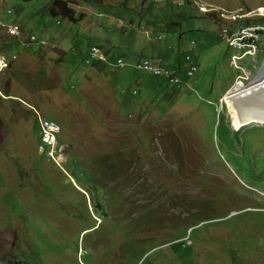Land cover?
I'll return each mask as SVG.
<instances>
[{
  "label": "rangeland",
  "instance_id": "rangeland-1",
  "mask_svg": "<svg viewBox=\"0 0 264 264\" xmlns=\"http://www.w3.org/2000/svg\"><path fill=\"white\" fill-rule=\"evenodd\" d=\"M52 1L0 0L5 23L16 15L29 27L25 40L42 32L53 44L45 59L0 68V264H264V124L236 125L223 100L239 71L221 16L262 25L264 0H68L78 21L48 15ZM3 29L4 55L15 39ZM93 44L134 77L117 87L89 71ZM256 45L240 62L252 79L264 37ZM189 55L198 70L182 87L131 64L185 67ZM35 113L63 127L62 166Z\"/></svg>",
  "mask_w": 264,
  "mask_h": 264
},
{
  "label": "bare ground",
  "instance_id": "bare-ground-1",
  "mask_svg": "<svg viewBox=\"0 0 264 264\" xmlns=\"http://www.w3.org/2000/svg\"><path fill=\"white\" fill-rule=\"evenodd\" d=\"M212 10H213V12H219L222 9L221 8L220 9H209V10H207V13L212 12ZM207 13H205V14H207ZM209 15H212V14H209ZM212 16H214V15H212ZM221 16H222L223 19L228 20L229 22L230 21L234 22V20H237V19L239 20V19H242V17H243V16H241L239 14H234V12H231V13L222 12ZM262 16H264V15H262ZM214 17H216V16H214ZM219 17H220V15H219ZM260 18H262V17L260 16ZM7 26H8V28H13L14 29V31H15L14 37L15 38H18V39L19 38H23L24 31L21 29V27L18 24H14V23H10L9 22L7 24ZM254 26L255 27H263V24L262 25L260 24V25H257V26L254 24ZM255 27H252V25H249V26H246V27L244 26V28H242V29L239 28L237 30V36H250L251 34H255ZM229 30H230V28H229ZM229 30H225V32H228ZM229 33H227V34L223 33V34L224 35H229ZM29 40H30L29 41L30 43L35 42L34 39H32L30 37H29ZM43 43H45V42L43 41ZM256 44L257 43H253V40H241V42L232 43L231 49L234 50V54L231 57L232 66H233V62L235 60H237V59H238V65H241L240 62L245 60V58H238L239 54H242V52L244 51V48H252V49H249V58L256 59V57H257V48H256L257 45ZM258 49H259V47H258ZM187 58H189V56H187L186 59ZM109 59H111V58L109 57V55L102 48H100L99 46H93L90 49V53H89V57L87 59V62L90 63V64H97V63H107L108 64V63H110ZM112 61H114V60H112ZM153 63H155V62L151 61L150 59H142L140 61H137V62L131 63V64L133 65L134 69H139V71L142 70V71L150 73V74H155V70H162L163 71V75H154V76L155 77H159L160 76V77L164 78L165 80L169 81L168 82L169 84L178 86V85H181V84L185 83L186 77L184 78V77L181 76V73H182L183 69L181 70L180 67L163 66V65H161L162 63H160V65H154ZM6 65H9V62H8L7 59H6ZM112 65L114 67H122V60L121 59H117L115 62L112 63ZM3 68H5V67H3ZM261 87H264V63H263V65H261L259 77L252 84L247 85V86H240L234 92H232V93H230V94L225 96L224 99L227 102L228 109H230L229 106L231 104H234V106H235L237 101L239 99H241L244 95H246V94L250 95L254 90L259 89ZM230 95L232 96L231 98H229ZM241 123H242L243 127L245 125L256 124V123L243 124V120L241 119L240 115L238 114L237 125H239ZM57 124H60V123L57 122ZM257 124H264V123H257ZM239 129H241V128H239ZM239 129H235V130H239Z\"/></svg>",
  "mask_w": 264,
  "mask_h": 264
},
{
  "label": "built area",
  "instance_id": "built-area-1",
  "mask_svg": "<svg viewBox=\"0 0 264 264\" xmlns=\"http://www.w3.org/2000/svg\"><path fill=\"white\" fill-rule=\"evenodd\" d=\"M214 18L218 19V17H214ZM262 19H263V27H255L253 18H250L246 21L227 22V24L230 25V33L229 35H222V37L224 40H227V43L230 48L232 47V43L241 42V40H253V43H261L262 38L264 37V18ZM243 24H251L252 27H255V34H251L250 36H237V28ZM0 25L3 26V28H5L7 34L14 37L15 31L13 28H8L7 24L3 23L1 20H0ZM30 38L34 39V41L37 40V36L35 34L30 35ZM249 49H252V48H244V51L242 52V54H239L238 58L248 59ZM259 52L260 50H257V56ZM117 59L122 60V67L127 64L123 57H118ZM185 60L186 62H188V65L185 66V68L183 69V75L186 77V79H189L196 75L198 67L192 61L190 55H189V58ZM109 61H110V64L112 65L111 59H109ZM257 63H258V60H257ZM7 66L8 65H6L5 56L0 53V68L7 67ZM233 68L237 69L239 72L235 76L234 83L232 87L230 88V90H228L226 95L234 92L240 86L250 85L251 82L254 80L252 79L251 70L248 69L245 65H238V59L233 62ZM152 75L153 76L163 75V71L155 70V74H152ZM225 103L227 104L226 101ZM36 115H37L38 123L40 126L41 141L44 146L43 150H45V147H46L47 155L53 160L58 161L59 165L62 166V163L65 161V155H66L65 149L67 147L64 145V142L61 138L63 127H61V124H57V120L53 118H49L48 116H44L38 113H36Z\"/></svg>",
  "mask_w": 264,
  "mask_h": 264
},
{
  "label": "crops",
  "instance_id": "crops-1",
  "mask_svg": "<svg viewBox=\"0 0 264 264\" xmlns=\"http://www.w3.org/2000/svg\"><path fill=\"white\" fill-rule=\"evenodd\" d=\"M116 1H118V2H116ZM143 2H145V3H148V1L149 0H142ZM152 1V0H151ZM110 2L112 3V5H114V6H122V7H129L130 6V1L129 0H110ZM116 2V3H115ZM133 2H135V3H137V4H141V2H140V0H135V1H133ZM106 3V2H105ZM110 3V4H111ZM94 4H97V3H94ZM144 9V8H143ZM140 10H142V9H140ZM8 13L9 14H11L12 13V10H8ZM11 18H12V20L10 21V23H14V24H18L20 27H21V29L24 31V34H26V32H25V30L24 29H28L29 27L27 26V25H25V23H24V21L22 20V18L21 19H19V17L17 18L16 17V15H9ZM61 17V16H60ZM86 17V16H85ZM57 19V18H56ZM0 20L3 22V23H5L1 18H0ZM22 20V21H21ZM72 21V20H71ZM59 24H60V21H57ZM131 22L133 23L134 22V20H131ZM9 23V22H8ZM8 23H5V24H8ZM40 26H42V28H41V30L43 29V27H45L46 26V24H45V22H43L42 24H40ZM0 27L1 28H3V26H1L0 25ZM3 30H5V28L3 29ZM28 31V30H27ZM29 32V35H27V38L28 39H26L25 40V38L23 39V38H20V40L18 39V38H15V37H12V38H14L15 40V42H12L11 43V47H10V49H9V47L7 48V46L5 45L6 43H3V44H1V46H3V48H4V50H5V53H4V56H5V58L8 60V62H9V64H11L12 63V60H14L15 58H17L19 55H25V56H32V57H34V58H37V59H45V50H46V48L47 47H49V46H52L53 44L52 43H50L49 41H47V36H45L44 34H42V32L41 33H39L38 35L37 34H35V32H33V33H31L30 31H28ZM32 34H35L36 36H37V40L35 41V42H33V43H30L29 42V37H30V35H32ZM57 37V36H56ZM68 38V37H67ZM18 40V41H17ZM42 41V42H41ZM43 41L45 42V43H43ZM35 43V44H34ZM93 46H99L100 48H102L108 55H109V57L111 58V61L112 60H114V61H112V63L113 62H115L116 60H117V58L118 57H115V58H113V56H112V52L110 51V50H108V49H106V48H104L103 46H100V45H97V44H94ZM93 46H91V47H93ZM1 53V52H0ZM67 53V52H66ZM89 53H90V51H89ZM2 54V53H1ZM70 56L72 57V61L71 62H73V58H75V54H70ZM89 56V55H88ZM120 57V56H119ZM84 60L86 59L85 57L83 58ZM87 59H88V57H87ZM145 59H148V58H145ZM53 60L55 61V59L53 58ZM56 60H57V62H60V63H62V61H61V59L60 58H56ZM153 61H155V60H153ZM70 61H69V59H67V61L66 62H63L62 63V66L65 68V65L67 64L68 65V63H69ZM157 62V61H156ZM76 64H78V63H76ZM110 63H105V64H103V63H97V64H93V70H89V71H92L94 74H95V70L96 69H98L100 72L102 71V74H104V75H102L104 78H105V80L107 81V82H114L115 80H118V81H120V80H122L123 82H126L127 80H129V79H132L134 76H132L131 77V75L129 76L130 78H128V79H126L125 80V78L123 77V74L119 71V67H114L113 65H111L110 64V66H112L111 68H109L107 65H109ZM101 65H104V66H101ZM158 65V64H157ZM163 65V64H162ZM172 67V66H171ZM176 67H181V66H176ZM79 67H77L76 68V71L77 70H79L78 69ZM149 74V73H148ZM38 76H42L41 74L40 75H38ZM128 76V75H127ZM152 76V75H151ZM181 76L182 77H184V75H183V70H182V73H181ZM154 77V76H153ZM25 80H29V78L27 79V78H25ZM123 82H121V83H123ZM120 83H118V84H112L111 86H117V87H119L118 85H119ZM139 84V83H138ZM147 86H149V83L147 84ZM120 89V88H119ZM68 92V91H67ZM69 93V92H68ZM70 94V93H69ZM71 96H72V94H70ZM9 97H14L12 94H10L9 95ZM88 110H89V112H91V110H90V107H88ZM55 115V114H54ZM34 116H35V118L37 119V115H36V113L34 114ZM57 116H58V114H57ZM38 120V119H37Z\"/></svg>",
  "mask_w": 264,
  "mask_h": 264
},
{
  "label": "water",
  "instance_id": "water-1",
  "mask_svg": "<svg viewBox=\"0 0 264 264\" xmlns=\"http://www.w3.org/2000/svg\"><path fill=\"white\" fill-rule=\"evenodd\" d=\"M258 77L259 75L251 84ZM236 105L243 124L264 123V87L254 90L250 95H244L237 101Z\"/></svg>",
  "mask_w": 264,
  "mask_h": 264
},
{
  "label": "trees",
  "instance_id": "trees-1",
  "mask_svg": "<svg viewBox=\"0 0 264 264\" xmlns=\"http://www.w3.org/2000/svg\"><path fill=\"white\" fill-rule=\"evenodd\" d=\"M23 1H32V0H23ZM85 1H89V2H92V3H97V4H102L103 2H105L106 0H85ZM191 1V0H190ZM69 3L70 1L68 0H53L51 2V4L49 6H47V14L50 15L51 17L53 18H56V17H60L62 16L63 18H66L68 20H72V21H75V20H79L81 18L82 15H80L79 19L77 17H75V14H76V10L69 6ZM196 6V4H195ZM197 7V6H196ZM198 8V7H197ZM202 13V12H201ZM205 14V13H203ZM205 15H208L210 16L209 14H205ZM94 45V44H93ZM92 46V45H91ZM91 46L89 47V50L91 48ZM89 52V51H88ZM86 60V59H85ZM185 67H183V65H181L180 69H184ZM150 74V73H149ZM152 75V74H150ZM153 76V75H152ZM41 77H44V76H39V79L41 80ZM155 77V76H154ZM160 77V76H159ZM155 77L157 79H163L165 84L167 85H170V86H176V87H182L183 85L185 84H181V85H172V84H169L167 82V80H165L164 78L162 77ZM26 78V77H25ZM185 78V76H184ZM156 82V81H155ZM137 92V91H135ZM70 94L74 95L72 92H69ZM234 123L237 125V123L234 121ZM239 126V125H238ZM76 155V154H74Z\"/></svg>",
  "mask_w": 264,
  "mask_h": 264
},
{
  "label": "clouds",
  "instance_id": "clouds-1",
  "mask_svg": "<svg viewBox=\"0 0 264 264\" xmlns=\"http://www.w3.org/2000/svg\"><path fill=\"white\" fill-rule=\"evenodd\" d=\"M186 85V84H185Z\"/></svg>",
  "mask_w": 264,
  "mask_h": 264
}]
</instances>
